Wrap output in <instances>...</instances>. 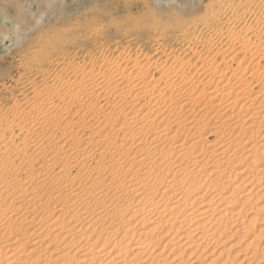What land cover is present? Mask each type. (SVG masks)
I'll return each instance as SVG.
<instances>
[{
	"label": "bare ground",
	"instance_id": "1",
	"mask_svg": "<svg viewBox=\"0 0 264 264\" xmlns=\"http://www.w3.org/2000/svg\"><path fill=\"white\" fill-rule=\"evenodd\" d=\"M247 4L200 34L129 17L85 47L48 39L39 83L0 103V264H260L262 240L242 244L264 211V0Z\"/></svg>",
	"mask_w": 264,
	"mask_h": 264
},
{
	"label": "rangeland",
	"instance_id": "2",
	"mask_svg": "<svg viewBox=\"0 0 264 264\" xmlns=\"http://www.w3.org/2000/svg\"><path fill=\"white\" fill-rule=\"evenodd\" d=\"M248 2L249 0H0V103L6 106L11 105L12 100L22 90L21 87L29 85L28 83H30V86L39 83L37 64L31 63L32 65H28V63L34 57L39 56L45 47L49 46L47 45L48 39L49 41H53L56 39V36L58 38L63 36L64 33L70 34L71 36L73 35V44L85 47L86 43L84 41L75 39L74 37L77 34L85 33L86 31L84 30L91 23H95L96 27L106 28L113 24L123 23L125 24L122 27L123 29L135 31L136 29L129 23V17H141L147 22L161 18L162 27L169 25L173 21L183 23L186 28H192V25L195 23L193 27L197 28L196 30H199L198 34H200L202 28L206 27L207 24L209 27H213L214 22L211 20L213 18L214 21L220 18L222 23H230L236 17L243 16L246 13L245 11L250 10ZM224 4L225 6L220 7ZM242 4L243 7L241 6ZM209 5L211 9L207 13L205 7ZM236 11L238 12L236 13ZM205 14L206 17H204ZM208 14L209 16H207ZM259 15L260 12L255 15L252 14L249 16L250 18H246L244 23L251 24L250 26H252L256 19L260 18ZM205 27L204 29H206ZM78 30L81 31L79 32ZM111 33L112 30L106 35L109 34L107 41L112 47H116L119 41L120 45L117 47L120 50L127 49L132 53L143 51V53L149 55L153 52L151 43L144 41L143 38L138 39L139 36L135 39L133 38L135 42L131 41V39L124 40L121 36H118V41H113L110 36ZM204 34L206 35L205 31ZM194 36L195 33L193 36L189 34L185 39L191 40ZM188 41L185 40L181 45L188 44ZM167 46V50L172 49L171 51L173 52H177V47H180L171 43ZM94 48L96 47L94 46ZM73 52L78 54V61H81L85 57L84 51L78 53L75 50ZM259 205L254 204L255 207ZM244 218L246 222L243 225L246 228H250V235L244 238L242 245L247 244L254 236H258L262 242L254 249L260 250L264 246V211L253 209L251 214H246ZM231 243H233V240L228 242V244L222 245V248L219 250H227L226 248ZM240 247L242 246L230 251L233 253ZM217 249L215 254L218 251ZM260 264H264V253Z\"/></svg>",
	"mask_w": 264,
	"mask_h": 264
}]
</instances>
